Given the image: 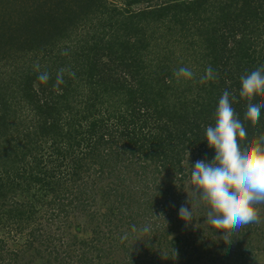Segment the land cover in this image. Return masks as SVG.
Instances as JSON below:
<instances>
[{
  "label": "trees",
  "instance_id": "obj_1",
  "mask_svg": "<svg viewBox=\"0 0 264 264\" xmlns=\"http://www.w3.org/2000/svg\"><path fill=\"white\" fill-rule=\"evenodd\" d=\"M255 57L264 59V0H0V264H30L42 246L57 264H191L182 253L208 225L175 211L145 219L177 199L187 152L214 158L204 129L225 89L243 119L239 79ZM209 65L217 77L201 83ZM182 66L196 78L177 83ZM244 123L249 138L264 131V110Z\"/></svg>",
  "mask_w": 264,
  "mask_h": 264
},
{
  "label": "clouds",
  "instance_id": "obj_2",
  "mask_svg": "<svg viewBox=\"0 0 264 264\" xmlns=\"http://www.w3.org/2000/svg\"><path fill=\"white\" fill-rule=\"evenodd\" d=\"M67 54V51L61 52V55ZM34 70L39 72L40 82H48L50 75L40 72L38 62ZM65 71L58 70L56 87L64 83ZM67 71L70 77L75 76L74 72ZM173 76L180 83L195 79L196 73L182 66L174 70ZM216 77L217 73L209 65L199 80L204 83ZM239 83L238 95L248 101L243 119L233 107L236 96L225 89L215 109L214 125L204 129V140L214 149V158L200 159L189 166L190 187L185 191L188 199L178 210L179 218L187 225L194 219V210L203 208L204 225L210 227L214 236L222 231L226 243L231 242L234 231L241 226L261 223L260 210L255 205L264 203V131L249 138L244 121L257 123L264 110V101L252 102L256 95H264V59L255 57L251 69L240 76ZM133 231H137L135 225ZM139 231L148 233L150 225H144Z\"/></svg>",
  "mask_w": 264,
  "mask_h": 264
},
{
  "label": "rangeland",
  "instance_id": "obj_3",
  "mask_svg": "<svg viewBox=\"0 0 264 264\" xmlns=\"http://www.w3.org/2000/svg\"><path fill=\"white\" fill-rule=\"evenodd\" d=\"M112 1L117 5H120L121 3L124 2V0H112ZM13 58L14 57H11V58L8 57L7 62H5L3 64L5 67H7V71H6L7 73H8V71L13 70L12 67L15 64V63L11 64L14 60ZM194 153H195V151L187 152V157L184 159L183 167H185L187 170L189 169V171H190L189 166H192L196 161V160H193V154ZM189 181H190V178L185 182V184L183 185V187H181V189L177 190V194H176L177 199L170 202L171 208L169 211L168 210H165V211L161 210V208L163 209L164 205L163 206L157 205V204L163 203L162 199L158 198L156 201L157 202L156 203L157 207L155 208L156 212H152V214H154V216H152V218L151 217L146 218V219L144 218L145 221H147V223H149L151 225H152V222L154 220L156 221V224L161 222L162 218L166 221L169 217V213L172 211L176 212L174 214H175V217L177 218L179 207L182 204V203H178V202H181L183 200V198H185L187 196V193L185 191H188V189L190 187ZM180 193L182 194L181 196H180ZM255 206L259 208L260 215H261V223L257 224L255 226V229H252L249 232L246 229H241V227H242L241 226L239 229H236L234 231V234L230 238V240H231L230 243H226L225 240L222 238L224 235V233L222 231H217L215 233V236L210 231H209L210 232L209 234L208 233L206 234L204 232L203 233V235H204L203 239L200 241L198 240L199 241L198 243H200L199 247L197 246L195 249H192V250L187 251L185 253L183 252L182 255L187 256L190 259H192L191 264H203V262L206 264H227V263L231 264V262L234 259L238 258V255L235 254V251L244 250L243 252H245L246 256L243 257L242 259L241 258H239V259L243 260L244 258H249L251 264H264V254L261 256L259 255V258L258 257L254 258L253 254H252L255 251L258 254L264 253V251L259 249L260 246L263 247V245H264V242H263L264 241V230H263L264 229V213H263L264 203H260V204H257ZM188 207H190V205H188ZM194 217L199 219L198 222H200V220H201L202 225H203V223H205V218H204V220L201 219L202 213L201 214L198 213L197 215L194 214ZM155 225H153V226L155 227ZM259 226H261L262 229H259ZM123 227H125V226H123ZM243 228H245V227L243 226ZM102 229L104 230V226L102 227ZM117 229H118V227H117ZM190 231L192 234L193 230H190ZM118 233L119 232L117 230L114 233H111L106 238V241L109 240V237H111V235L116 236V234H118ZM260 236L262 237L261 239H260ZM100 239H101V237H100ZM129 239H127L126 242H128ZM250 239H251V243H250ZM136 243H139V242H136ZM250 244L253 245L252 249H251ZM101 247L103 248V250H99V253H103V251L107 252L106 244L104 246H101ZM43 248L44 247L42 246L41 251L39 253H37L36 255H34V258H32L33 256L31 257L32 259L30 258L31 259L30 264H50L46 259H49L51 264H57V261L54 260L51 256H48L47 251L43 250ZM167 248L170 249L171 247L168 246ZM118 249H119V247L116 246V248L112 249L111 251L118 250ZM139 250H140L139 253L143 252V248H140ZM251 250H252V252H251ZM24 260H27V259H24ZM241 260H238L236 262L241 264ZM165 264H169V261L166 262Z\"/></svg>",
  "mask_w": 264,
  "mask_h": 264
}]
</instances>
